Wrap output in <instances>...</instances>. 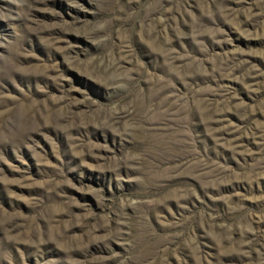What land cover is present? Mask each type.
I'll return each instance as SVG.
<instances>
[{"label":"rangeland","instance_id":"obj_1","mask_svg":"<svg viewBox=\"0 0 264 264\" xmlns=\"http://www.w3.org/2000/svg\"><path fill=\"white\" fill-rule=\"evenodd\" d=\"M0 264H264V0H0Z\"/></svg>","mask_w":264,"mask_h":264}]
</instances>
